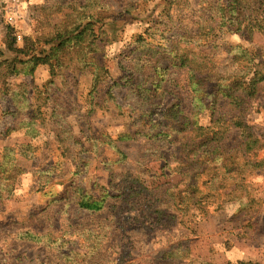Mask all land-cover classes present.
Instances as JSON below:
<instances>
[{
    "label": "rangeland",
    "instance_id": "obj_1",
    "mask_svg": "<svg viewBox=\"0 0 264 264\" xmlns=\"http://www.w3.org/2000/svg\"><path fill=\"white\" fill-rule=\"evenodd\" d=\"M86 6L94 59L0 76V264H264V80L252 96L241 82L239 99L221 92L264 45L242 20L258 4L238 14L226 0H0V61L14 58L9 42L73 44L61 30ZM196 126L223 131L215 155L214 143L193 146ZM197 150L214 159L199 171ZM81 195L102 208L78 207Z\"/></svg>",
    "mask_w": 264,
    "mask_h": 264
},
{
    "label": "trees",
    "instance_id": "obj_2",
    "mask_svg": "<svg viewBox=\"0 0 264 264\" xmlns=\"http://www.w3.org/2000/svg\"><path fill=\"white\" fill-rule=\"evenodd\" d=\"M252 4H258V6H255L250 11V14L242 18V20L245 21L244 23V30L247 31V33L251 36L255 31L260 32L264 36V0H256V1H248V0H226V5L231 6L230 9L232 11H236L238 14L243 13V11L246 8H250ZM87 6L82 10L86 11L84 12H76V15H73L74 21L77 23L70 22L68 24V27H65V29L61 30L64 32H67L71 36H73L74 42L71 45H65L62 46L61 44H52L48 51H33V49H29L27 45H24L20 48L14 47L12 42H9L7 44V49L14 53V58L7 60L3 59L0 61V76H6V75H12V74H18V73H24V74H31L35 67L38 64H48L51 69V76H53L54 73V67L55 66H61L62 64L66 63L65 59H67V63H71L74 60H78L79 62L85 60L88 53H92L93 56L91 58H95L96 54L100 52L99 45H98V34L95 33V24L98 22V19H96L95 15L93 13H89L87 11ZM73 11V10H72ZM239 24H242L241 22ZM264 48V45L261 47H256L252 49L250 52L249 62L251 63L249 67H246L245 70H241L240 73H237V75H234L230 82L226 83L224 89L222 87L221 92L222 95L233 97L236 99H239V95H235L231 92L234 86L239 83L240 87H242V93L247 96H252L255 93L256 90V84L264 80V59L260 61L255 60L256 53H260L261 49ZM246 51V50H244ZM72 52L73 55L76 56L75 59L72 57H68V55ZM91 54V55H92ZM21 55H23L25 58H21ZM3 56V52L0 50V57ZM67 57V58H66ZM179 61L181 62L180 65L185 66L186 62L184 61L183 57H179ZM17 64L20 65V67L17 66ZM92 64L96 66L98 70H105V68L98 64L96 61H93ZM192 77H198L196 78L197 81H199L201 84H203V92H207V89L209 87V84L211 80L207 77L206 73L201 72V67L195 70H192ZM106 72V70H105ZM251 76L249 77V75ZM101 80L99 77V73L95 74L93 83L94 87H96L97 83ZM248 80V81H247ZM204 81V82H203ZM232 83V84H231ZM213 85L216 87H220L219 82H215ZM177 113L183 114L182 110H179ZM186 118V117H185ZM165 120H170V116L165 117ZM218 122V121H216ZM233 126H242V122L240 121H234ZM196 132H198L197 140L195 141L193 146L196 145H204L208 146L210 143H214L213 148V154L215 155L218 150V143L223 138V131L215 130L213 128L209 127H203V126H196ZM229 127H227L228 130ZM183 136H186L183 135ZM183 138V137H182ZM191 140V138H190ZM194 140H192L193 142ZM199 148V147H197ZM205 151V152H204ZM207 157L206 150H200L195 153L194 155V162L195 164L193 168H196V170L202 169L201 163L202 161H210L214 162L211 157L204 160L203 158ZM250 165V164H248ZM260 163L252 164V166H259ZM216 166V165H214ZM222 166V165H221ZM231 171V170H230ZM197 174V173H196ZM217 177V173L214 172L209 179H207L208 184L215 185V178ZM193 179L190 178L189 186L194 185ZM242 183V180L239 181L236 187H240ZM191 184V185H190ZM219 186V185H217ZM181 198V197H180ZM184 199L187 198L189 202H191L190 205H193L195 208H199V212L202 213L201 210V200H197L195 196H193L191 193H187V197H183ZM182 199V198H181ZM195 199V201H193ZM232 199V198H231ZM192 200V201H191ZM252 197H246V201H241L242 208H245L249 206L253 202ZM104 203V199L102 198H96L89 195H81V197L78 199V207L84 209V210H90V211H96L102 208ZM199 204V205H198Z\"/></svg>",
    "mask_w": 264,
    "mask_h": 264
}]
</instances>
